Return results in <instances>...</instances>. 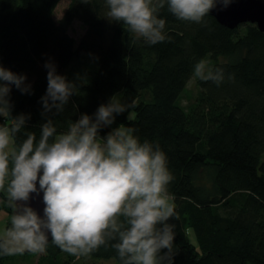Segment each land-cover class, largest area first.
<instances>
[{
  "label": "trees",
  "instance_id": "trees-1",
  "mask_svg": "<svg viewBox=\"0 0 264 264\" xmlns=\"http://www.w3.org/2000/svg\"><path fill=\"white\" fill-rule=\"evenodd\" d=\"M61 1L0 0V65L31 84L30 94L12 87L11 116L30 114L26 130L38 139L46 119L64 131L122 94V103L132 107L113 127H132L142 141L159 144L174 176V264H264V33L255 24L230 30L211 14L200 24L180 21L165 6L159 15L171 39L150 46L109 22L104 0H70L56 21ZM74 21L87 27L79 44L69 34ZM201 59L222 68L225 78L219 86L198 79V93L185 107L182 96ZM76 62L83 65L78 75L68 72ZM46 63L77 92L62 113L42 116ZM0 198V209L12 215L7 197ZM46 252L39 264L77 261L51 242ZM35 255H0V264ZM87 257L120 264L110 246Z\"/></svg>",
  "mask_w": 264,
  "mask_h": 264
},
{
  "label": "clouds",
  "instance_id": "clouds-1",
  "mask_svg": "<svg viewBox=\"0 0 264 264\" xmlns=\"http://www.w3.org/2000/svg\"><path fill=\"white\" fill-rule=\"evenodd\" d=\"M90 3L91 0H82ZM234 0H104L109 22L121 24L147 45L170 40L165 6L176 19L200 24L213 9ZM48 86L41 98L42 116L64 111L77 92L74 82L46 63ZM193 76L219 86L222 68L198 61ZM27 77L0 65V193L13 207L10 226L0 233V255L43 254L49 241L76 258L101 247L115 250L120 264H174L178 219L169 186L174 180L167 154L159 144L141 140L136 129L116 124L131 104L113 96L93 115L81 114L64 131L51 118L37 139L27 131L30 114L12 117L14 86L31 93ZM104 129H109L101 135ZM22 139L18 142V137ZM42 195V213L31 200ZM35 194V196H33Z\"/></svg>",
  "mask_w": 264,
  "mask_h": 264
},
{
  "label": "rangeland",
  "instance_id": "rangeland-1",
  "mask_svg": "<svg viewBox=\"0 0 264 264\" xmlns=\"http://www.w3.org/2000/svg\"><path fill=\"white\" fill-rule=\"evenodd\" d=\"M69 3H70V0L61 1L55 13L56 21H59L62 18ZM86 31H87V27L83 23H81L80 21H74L69 29V34L76 41V44H79L82 38L84 37V35L86 34ZM208 64L210 63L208 62ZM82 66L83 65H80V62L78 63L76 62V64L74 63L71 65L70 70L68 72L69 73L71 72L74 75H78L79 73L82 72L81 70ZM197 81H198V78L193 77L191 81L189 82L186 92L182 96L181 104L183 106L185 107L188 106L190 102L193 101L195 96L197 95L198 93ZM116 98L120 100V102H122V94H119ZM134 118H135V114L131 113L129 115V119H134ZM262 161H264V156L262 158ZM0 202H2L1 198H0ZM10 218H11V215H9L5 210L0 209V233L4 231L5 227L10 226ZM190 240L193 243L194 242L196 243V239L193 234L192 236H190ZM46 253L47 252L43 254H36L35 256H31L25 262H23L21 260L22 258H20L18 264H39L40 260L45 256ZM74 264H118V263L115 262L114 260L95 262L89 259L88 257H81V258H77V261Z\"/></svg>",
  "mask_w": 264,
  "mask_h": 264
},
{
  "label": "water",
  "instance_id": "water-1",
  "mask_svg": "<svg viewBox=\"0 0 264 264\" xmlns=\"http://www.w3.org/2000/svg\"><path fill=\"white\" fill-rule=\"evenodd\" d=\"M210 14L220 25L230 30L245 24H255L264 33V0H234L229 7L223 9L217 7ZM42 195L41 193L39 197L30 202L31 206L41 213L43 209Z\"/></svg>",
  "mask_w": 264,
  "mask_h": 264
}]
</instances>
